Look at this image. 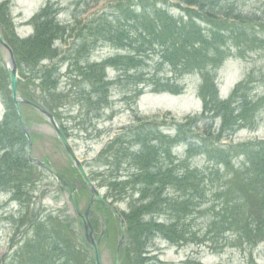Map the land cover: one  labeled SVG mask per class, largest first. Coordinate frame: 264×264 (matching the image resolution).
<instances>
[{
	"label": "trees",
	"instance_id": "trees-1",
	"mask_svg": "<svg viewBox=\"0 0 264 264\" xmlns=\"http://www.w3.org/2000/svg\"><path fill=\"white\" fill-rule=\"evenodd\" d=\"M239 2L118 0L90 21L75 20L73 25L57 21L62 9L49 3L33 17L34 33L26 38L16 33L11 2L3 4L0 31L13 49L21 76L50 83V97L60 96L56 68L45 70L40 78L37 68H43L46 60L58 59L63 52L56 44H66L68 38L73 39L70 45L78 59L88 57L102 44L117 51L116 56L82 69L81 75L101 97L100 107L117 83L107 82L104 75L96 80V75L108 68L118 72L120 80L134 84L129 92L134 98L148 90L151 94L181 96L186 92V77L197 74L202 79L199 97L203 111L174 123V136L166 135L162 124L139 125L118 136L101 155L108 161L109 176L103 183L109 192L118 199L130 192L140 197L126 218L129 238L123 264L132 250L134 264L150 262L145 252L155 238L179 247L194 244L197 235L186 231L185 222L197 214L208 216L210 234L233 237L252 248L264 245V140L233 141L239 131L256 127L264 100L254 102L252 97L253 72L235 87L228 100L221 99L214 74L235 56L232 50L245 58L264 45V35L259 36L264 26L242 12ZM3 59L0 46V95L5 105L0 123V165L5 170L0 168V181L5 171L11 174L21 167L28 145L12 102ZM164 70L170 76L162 75ZM225 140L228 145L223 144ZM16 158L18 164L12 161ZM199 158L206 160L205 169L192 165ZM125 164L134 169L128 176L119 174ZM165 213L169 220L155 219ZM57 239L61 245L62 237L57 235ZM226 246L224 243L222 249ZM60 247L64 252L71 246Z\"/></svg>",
	"mask_w": 264,
	"mask_h": 264
},
{
	"label": "rangeland",
	"instance_id": "rangeland-1",
	"mask_svg": "<svg viewBox=\"0 0 264 264\" xmlns=\"http://www.w3.org/2000/svg\"><path fill=\"white\" fill-rule=\"evenodd\" d=\"M116 1L118 0H0V13L5 11L3 4L11 2L10 14L16 33L25 38L34 33V28L31 26L33 17L49 3H54L62 9L57 21L64 25H73L75 20L90 21ZM239 6L242 12L246 15L251 14L264 26V0H240ZM262 34L264 35L259 31V36ZM261 41L264 42V37ZM72 42L73 39L68 38L66 44L60 42L56 44L63 52L62 55L53 62L49 60L43 62L41 64L43 68H37L40 78L45 70L56 66L53 68H56V80L59 82L56 89L60 94L59 97L49 96L50 83L34 81L36 78L24 79L20 75L21 92L46 108H51V110L47 109L52 111L59 123L66 128L65 133L69 134L77 156L85 164V169L96 187L103 192L104 197L111 204L122 210L125 217H129L132 212L131 205H135L140 197L130 192L128 197L120 196L118 199L109 192L102 183V173L107 171L103 165L106 166L108 161L99 160L101 152L113 139L129 128L162 124L163 130L172 134L174 123H180L177 121H182L189 115H200L203 111L202 101L199 98L202 79L197 74L186 77L183 81L186 92L178 97L170 94H151L148 90L144 95L134 98V95L129 93L135 88L134 84H128L125 79L120 80L119 73L113 68H108L105 72L98 73L96 80L104 75L106 80L117 83L110 88L108 97L101 100L100 107L98 101L101 97L94 93L90 80L81 75L82 69L91 68L94 64L116 56L117 51L102 44L88 57L78 59L73 45H70ZM232 53L235 56L229 57L214 73L221 98L228 100L235 87L253 72L252 97L255 98L254 102L264 100V45L255 52L245 55V58L237 57L236 50H232ZM7 62L6 58L3 66H7ZM166 74L170 76L168 70L162 72V75ZM25 110L31 130L44 136V138L37 137L34 157L43 162H50L59 172L70 173L72 163L65 150L57 143L55 132L48 127L46 119L27 107ZM259 114L256 127L244 129L236 134L233 137L235 143L264 140V108ZM3 117L4 112L0 108V120ZM177 152L181 153V149ZM2 155L3 151L0 149V157ZM18 160L16 158L12 161L18 164ZM20 163L21 167L15 168L16 170L11 174H6L5 171L0 181V264H95L94 254L84 241L79 222L74 216L69 194L51 191L47 188L53 185L49 174L45 172L32 174L38 169L28 170L30 165L27 160ZM192 165L200 169L207 167L203 158L194 160ZM1 167L3 168V164L0 165ZM112 172L117 173L115 168ZM132 172L134 169H130L127 164L121 166L122 175ZM44 187L46 189L42 191ZM42 202H44L43 206H41ZM86 207L87 202L84 200L81 202L82 212ZM165 214L160 217L155 216V219L169 220V214ZM37 216L38 221L35 223ZM92 222L96 223L94 228L100 235L101 221L94 215ZM31 223L35 225L28 232ZM185 225L186 231L197 235L198 241L179 247L166 242L161 237L157 238L148 245L147 256L151 261H147V264H264L263 244L252 248L247 244L242 245L236 238L217 233L210 234L208 216L205 214L195 215L187 220ZM18 235L19 240H16ZM57 235L62 237V246L71 247L60 252L61 245L57 243ZM109 238L111 246L101 244L103 263L115 264L114 229L110 230ZM224 243L227 246L222 249ZM10 248L11 250H7ZM17 251H22V254L18 255ZM3 253L5 258L2 257ZM134 259L132 250L124 260L127 264H134Z\"/></svg>",
	"mask_w": 264,
	"mask_h": 264
},
{
	"label": "water",
	"instance_id": "water-1",
	"mask_svg": "<svg viewBox=\"0 0 264 264\" xmlns=\"http://www.w3.org/2000/svg\"><path fill=\"white\" fill-rule=\"evenodd\" d=\"M0 45L7 51V55H8V71H9V77H10V83H11V91H12V96H13V102L17 108L21 123L24 126V118H23V112H22V108L21 106L23 104L26 105H30L33 106L30 102L24 100L18 92V79H19V72H18V67H17V63L15 61L14 58V54L12 49L10 48V46L5 42V40L3 39L2 35L0 34ZM37 110L43 114L44 116H46L48 118L49 123L54 127L55 131L58 134L59 137V141L62 145V147L65 149V151L67 152V154L69 155V157L71 158L72 162L75 164V167L77 168V170L80 172V174L82 175L86 185L88 186L91 196L93 199H95L96 201H98L99 203L103 204L104 206H106L100 196V194L96 191V189L94 188V186L92 185V183L88 180L85 171L82 168V165L80 163V161L78 160V158L76 157L75 153L73 152L70 144L68 143V141L66 140V138L64 137L62 131L60 130L55 118L43 111L42 109L37 107ZM30 139V136H29ZM45 168L49 169V167L47 165H43ZM50 170V169H49ZM76 208L78 210L77 204H76V200L75 197L73 196ZM90 224H88L86 222L85 225V231L88 233V230L90 228L89 226ZM92 230V228H91ZM93 232V230H92ZM121 232H122V237L120 238L119 244H118V248H117V261L116 264H120V257H121V252L123 249V245H124V226L121 225ZM88 240L89 243L91 244V246L94 249L95 255H96V263L97 264H101V255H100V251H99V241L96 242V240L93 238L92 234L88 235Z\"/></svg>",
	"mask_w": 264,
	"mask_h": 264
},
{
	"label": "flooded vegetation",
	"instance_id": "flooded-vegetation-1",
	"mask_svg": "<svg viewBox=\"0 0 264 264\" xmlns=\"http://www.w3.org/2000/svg\"><path fill=\"white\" fill-rule=\"evenodd\" d=\"M54 171H55V173L56 174H58L59 176H60V178L62 179V183H58V186H59V188H63V189H66L67 190V185H69L70 186V188H71V190H77V188H76V183L78 182V181H81V178H80V175L76 172H72L71 173V176H72V179H73V184L72 183H68V178L70 177V176H68V173H63V172H59V171H57L55 168H54ZM64 179H66V180H64ZM86 189H85V187L83 186L80 190H77V193H79V192H83V191H85ZM89 202H90V200H89ZM89 204V203H88ZM100 209H101V207H99V206H97L96 207V210L97 211H99L100 212Z\"/></svg>",
	"mask_w": 264,
	"mask_h": 264
}]
</instances>
